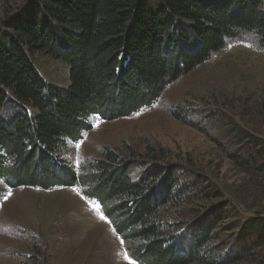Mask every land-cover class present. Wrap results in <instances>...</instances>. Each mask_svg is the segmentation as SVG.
Wrapping results in <instances>:
<instances>
[{"label":"trees","instance_id":"1","mask_svg":"<svg viewBox=\"0 0 264 264\" xmlns=\"http://www.w3.org/2000/svg\"><path fill=\"white\" fill-rule=\"evenodd\" d=\"M263 2L32 0L0 31V179L44 189L91 184L88 199L101 202L141 264L246 260L264 247L260 211L236 224L241 232L233 241L226 239L216 228L228 218L227 204L220 193L189 184L187 168L144 160L151 155L132 147L125 154L105 147L91 172L80 175L68 160L67 141L81 136L91 115L121 117L150 106L169 83L240 33L255 34L264 49ZM36 53L68 65L66 86L45 79ZM247 137L249 143L229 157L258 178L264 145ZM137 167L142 173L133 178ZM195 201L213 205L192 222L171 217L182 203ZM220 252L226 257L218 260Z\"/></svg>","mask_w":264,"mask_h":264},{"label":"rangeland","instance_id":"2","mask_svg":"<svg viewBox=\"0 0 264 264\" xmlns=\"http://www.w3.org/2000/svg\"><path fill=\"white\" fill-rule=\"evenodd\" d=\"M31 1L0 0V31ZM35 59L48 82L68 84L66 63L44 53ZM246 135L264 145V49L253 33L228 39L209 60L169 83L150 106L121 117L91 115L81 136L67 141L68 160L80 175L83 169L89 174L103 148L125 154L132 147L151 155L144 160L178 163L191 172L189 184L220 193L229 214L216 230L233 241L241 232L236 224L258 211L264 215V174L249 176L229 157L249 143ZM137 168L133 178L142 173ZM11 182L0 179V264H141L102 206L88 200L91 184L44 189ZM201 201L182 203L171 217L192 222L213 205ZM218 254V260L226 257ZM231 264H264V247Z\"/></svg>","mask_w":264,"mask_h":264},{"label":"snow or ice","instance_id":"3","mask_svg":"<svg viewBox=\"0 0 264 264\" xmlns=\"http://www.w3.org/2000/svg\"><path fill=\"white\" fill-rule=\"evenodd\" d=\"M10 195H11V192L9 191L8 194L4 197V199H7V197L10 196ZM125 257L127 258V254L126 253H125Z\"/></svg>","mask_w":264,"mask_h":264}]
</instances>
